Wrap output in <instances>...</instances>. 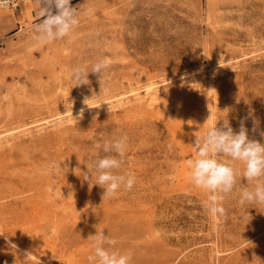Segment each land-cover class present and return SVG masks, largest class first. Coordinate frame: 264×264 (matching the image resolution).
I'll use <instances>...</instances> for the list:
<instances>
[{"label":"rangeland","instance_id":"obj_1","mask_svg":"<svg viewBox=\"0 0 264 264\" xmlns=\"http://www.w3.org/2000/svg\"><path fill=\"white\" fill-rule=\"evenodd\" d=\"M19 2L0 10V264H98L97 230L131 264H264V204L239 203L255 181L213 217L187 166L223 120L264 144V0H72L79 25L44 45ZM123 135L136 183L104 196L96 144Z\"/></svg>","mask_w":264,"mask_h":264},{"label":"clouds","instance_id":"obj_2","mask_svg":"<svg viewBox=\"0 0 264 264\" xmlns=\"http://www.w3.org/2000/svg\"><path fill=\"white\" fill-rule=\"evenodd\" d=\"M14 2L15 0H0V10L8 9ZM78 11L71 6V0H41V8L38 12L41 19L34 25V39L40 45H44L57 39L70 37L80 23ZM92 46L89 44V47ZM109 63L107 58H101L92 66L90 72L102 76L104 70L109 67ZM90 72L84 67L74 69L72 78L76 86L88 84L87 77ZM82 116L83 109L77 119ZM260 135L264 136V131ZM127 141L128 137L123 135L114 141H105L103 145L96 144V148H102L105 153H115L95 161L97 173L95 185L105 190L104 196L114 197L122 188L130 191L136 183V177L130 172L116 174L124 163ZM192 145L195 158L187 160L189 176L194 187L208 194L203 207L211 216H225L226 210L221 202L236 190L237 178L241 175L248 183L255 181V185L251 190L247 187L242 190L239 203L242 206L245 203L264 204V144L249 138L243 119L238 132L233 131L228 120H223L222 127L215 126L203 136H196ZM225 157L228 159H223ZM235 161L242 162L244 165L242 174L234 166ZM84 179L89 181L91 177L85 176ZM88 239L95 241L94 254L88 257L90 262L131 264L132 256L112 248L111 246L116 242L105 235L103 230H97L96 234L90 235Z\"/></svg>","mask_w":264,"mask_h":264},{"label":"crops","instance_id":"obj_3","mask_svg":"<svg viewBox=\"0 0 264 264\" xmlns=\"http://www.w3.org/2000/svg\"><path fill=\"white\" fill-rule=\"evenodd\" d=\"M33 1V10H31L32 12V16L34 18H40L38 16V12L40 11V8H41V0H32ZM72 1V0H71ZM55 10V9H54Z\"/></svg>","mask_w":264,"mask_h":264},{"label":"built area","instance_id":"obj_4","mask_svg":"<svg viewBox=\"0 0 264 264\" xmlns=\"http://www.w3.org/2000/svg\"><path fill=\"white\" fill-rule=\"evenodd\" d=\"M19 4H20L19 0H15L14 4L11 7H9L8 9H12L13 11H17L19 9Z\"/></svg>","mask_w":264,"mask_h":264}]
</instances>
